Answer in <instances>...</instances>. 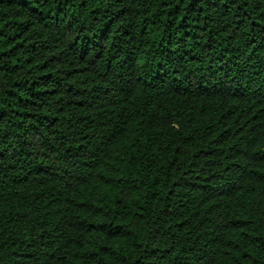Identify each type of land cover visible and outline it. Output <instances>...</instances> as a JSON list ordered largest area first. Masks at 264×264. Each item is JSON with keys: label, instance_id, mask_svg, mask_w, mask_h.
Wrapping results in <instances>:
<instances>
[{"label": "trees", "instance_id": "obj_1", "mask_svg": "<svg viewBox=\"0 0 264 264\" xmlns=\"http://www.w3.org/2000/svg\"><path fill=\"white\" fill-rule=\"evenodd\" d=\"M0 264H264V0H0Z\"/></svg>", "mask_w": 264, "mask_h": 264}]
</instances>
